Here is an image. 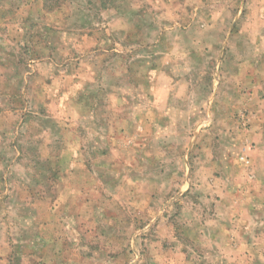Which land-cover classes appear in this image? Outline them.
Instances as JSON below:
<instances>
[{"label":"rangeland","instance_id":"rangeland-1","mask_svg":"<svg viewBox=\"0 0 264 264\" xmlns=\"http://www.w3.org/2000/svg\"><path fill=\"white\" fill-rule=\"evenodd\" d=\"M0 264H264V0H0Z\"/></svg>","mask_w":264,"mask_h":264},{"label":"built area","instance_id":"built-area-1","mask_svg":"<svg viewBox=\"0 0 264 264\" xmlns=\"http://www.w3.org/2000/svg\"><path fill=\"white\" fill-rule=\"evenodd\" d=\"M241 159L246 161V157L245 156H241Z\"/></svg>","mask_w":264,"mask_h":264}]
</instances>
